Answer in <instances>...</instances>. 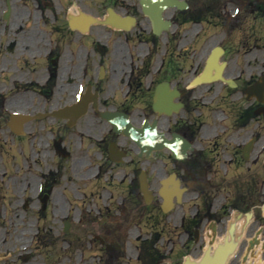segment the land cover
I'll use <instances>...</instances> for the list:
<instances>
[{
    "label": "flooded vegetation",
    "instance_id": "flooded-vegetation-1",
    "mask_svg": "<svg viewBox=\"0 0 264 264\" xmlns=\"http://www.w3.org/2000/svg\"><path fill=\"white\" fill-rule=\"evenodd\" d=\"M106 1L105 15L122 27L100 25V33L93 30L94 26L85 33L73 30L68 21L69 13L59 15L65 11L63 6H59L62 10L48 15L50 8L39 0L32 6L23 0L5 1L0 15V23L8 26L7 36L0 37V65H3L0 68L5 72H0V120H3L0 130L7 129L11 137H24L29 141L45 137L54 157L59 159L55 165H46L45 171L37 175L41 183L38 198L46 197L49 201L53 198V179L58 180L57 172L63 168L55 142H62L69 151L67 138L77 136L81 142L79 150L85 154L76 160L71 170L76 181L85 180L87 192L98 186L99 181L111 186L112 191H103L100 196L107 192L130 201L139 198L142 208L154 214L152 224L156 233L161 234L167 229L168 235L173 237L169 241L172 260L166 264H184L182 259L192 251L190 248L202 256L207 251L206 242L214 238L222 245L237 243L225 264H264V101L260 102L256 97L247 99L245 94L256 82L253 79L256 66L249 44L232 48L230 41L217 43L211 38L199 39L202 53H207L213 43L222 47L214 55L219 63L225 62V73H233L232 70L238 68L240 76L246 73L249 76L250 81L246 83L237 81L235 95L226 93L232 100L237 94L244 97L240 113L232 117L228 127L220 124L221 132L218 125L210 127L206 122L194 121L188 113L180 128L171 127V116L160 117L159 122L162 118L168 121L164 129L168 138L178 131L193 143L194 149L183 160H177L169 148L154 150V164L149 172L143 166L145 159L139 155L140 149L135 142L115 132L101 112L127 113L132 122L140 126L146 106L150 109L149 117L156 118L152 109L155 89L162 80L168 79L175 85L171 79L174 70H164L163 79L158 77L157 81H151L149 90L144 91V72L146 75L157 74L158 68L144 69L143 63L150 55L156 56L160 37L153 32L140 0ZM7 8L6 20L4 12ZM108 8L113 11L109 13ZM62 18L66 21L59 22ZM167 40L175 38L167 36ZM241 53L248 59L243 69H239L238 64ZM6 54L10 63L5 61ZM259 71L264 73V65ZM181 93L185 108H189L192 96L183 89ZM81 97L87 111L72 127L67 126V119L52 116L29 121L20 119L18 127L23 135L15 134L9 127L8 122L14 114L35 116L52 112L77 103ZM232 108L235 110V105ZM71 129L74 130L69 131ZM251 141L252 147L245 156V146ZM144 171L154 195L150 205L144 204L141 192ZM172 176L186 191L180 203L174 196L173 209L165 213L162 208L164 198L160 194L162 181ZM174 183L169 185L170 188H174ZM192 189L197 199L189 197L185 203V196ZM77 192L82 193L83 198L89 197L88 193ZM101 233L108 236L112 230L106 228ZM176 237L182 241L181 245H175ZM186 238H193L196 245L190 241L186 243ZM198 244L201 247L196 248ZM12 255L9 264H28L27 256L21 252ZM157 264L163 263L158 260Z\"/></svg>",
    "mask_w": 264,
    "mask_h": 264
},
{
    "label": "rangeland",
    "instance_id": "rangeland-1",
    "mask_svg": "<svg viewBox=\"0 0 264 264\" xmlns=\"http://www.w3.org/2000/svg\"><path fill=\"white\" fill-rule=\"evenodd\" d=\"M23 1L32 6L34 5V1L37 2L38 0ZM39 1L41 4L50 8L51 11H48L50 12L48 15H51V13H54L56 10H62L59 6H63L65 11H61L59 15H66L70 9H76V7H78L79 9L103 18L106 14V6L108 5L106 0ZM187 1L189 3V8L187 10H171L166 12V15H173L176 24H178V26L174 27L173 34L175 37H179V40H177L174 46L172 43H166V39H163L160 41L161 48L158 53L160 58L163 57V54H166L165 63L167 66L174 65L177 67L171 79L182 88H184L194 76L199 74L207 58V54L205 55L199 52L200 49L197 52L192 50V48L198 46H195L196 41L192 42L191 40H194V38H197L204 32V30H202V33H196L199 28L198 25H203L202 22L190 21L183 23L182 17L186 15L185 12L192 8H209L212 10L216 2V0ZM218 1L223 2V17L228 16L229 18L225 23L227 25L224 28L223 26L215 28V24L219 23V18L211 13L206 18L208 22L206 28L213 29L207 30V33L203 34L212 40L218 41L225 39L228 41L230 37L232 39L234 38L230 45V47H232V45L234 46L232 48L242 47V45H246L244 42L248 40L250 42L249 44H251L250 49L253 51L254 64L256 66L253 79L257 78L261 73L259 71L261 64H264V52L262 50V45L264 44V18L259 16L260 12L255 10L257 8L254 7L264 6V0H256L255 3L250 0ZM74 3L76 5L75 7L73 5ZM249 4L251 8L254 9L252 11L253 13H251L250 16V13L247 11L246 14L248 13V15L243 23L240 26L237 25L239 27L232 30L233 28H231L230 23L231 25L235 23L236 17L242 15L243 9ZM4 7L5 0H0V15L4 11ZM67 8H69L68 11ZM223 20L224 18H222L221 21ZM62 21L66 20L62 18L59 22ZM31 22L33 23V21ZM237 26L235 24V27ZM27 29L29 31L34 30L33 28ZM93 30L96 31V33H100L102 27L100 25H95ZM3 32L6 33L3 34ZM7 32L8 26L0 23V37L7 36ZM239 37H241V39ZM145 50L144 47V53ZM169 50L171 51L168 54ZM6 55L8 58L5 61L10 63L9 55ZM247 62L248 59H244L241 53L238 59L239 69H243L244 63L246 64ZM154 63L153 65H156L158 62L155 61ZM2 66L3 65H0V67ZM237 69L238 68L232 70L234 71L233 73L227 72L226 75L232 78L237 77L245 83L250 81L247 73L240 76ZM3 70L4 69L0 68L1 73H5ZM221 88L224 90L227 89V86L221 82H213L209 85L199 86L194 91L188 93V95L192 96V100L201 103V105L206 104V106L209 107L216 106L219 101L220 104H218L216 108H219L224 113L228 111V108L225 104H222L223 102L227 101L231 108L232 105H234L233 103H235V111L239 112L240 103L243 102L244 99H240V94H237L233 100L227 97L226 94L224 99L223 95L220 94ZM227 90L234 95L237 93L236 89ZM219 109L212 110L210 114L209 112H205L202 107L198 108L200 112L204 111L203 117L205 121L211 122L213 118L214 123L212 124L214 125L209 124V126L214 127L218 125V129L221 132L220 124L224 121L222 120L224 114L221 113ZM144 112L147 114V107H144ZM230 112H232L231 109ZM186 113L188 112L185 108V110H182L176 116H172V118H170L171 127L174 128L175 126H179L180 128L181 123L186 118ZM190 116L195 121V118H200L199 116L201 115L197 110L195 112L192 110ZM229 118L230 122H232V117ZM2 121L0 120V122ZM167 124V119L162 118L160 122L161 128L166 129ZM73 130L74 129H71L69 131ZM0 135V264H9L13 259L12 254H18L19 252L27 256L26 260L28 264H135L138 262L140 257H136L142 254L141 248L143 246V238H146L145 236L148 233L150 236L156 232L155 228H151V223H153L155 217L152 214L149 215V210L142 208L140 200L137 197L134 198V202L130 201V199L125 200L123 198V202H125L126 205L121 209H124L123 211L125 213H121L120 210H117L119 209V203L117 202L121 199H118L114 194V196H111L107 192H105V195L103 194L100 196L103 191H112L111 186L105 185L99 181L97 184L98 186L87 192L88 186L84 185L85 180L76 181V177H74L71 170L76 160L81 159L85 154V151L79 150L81 148V142L77 136L67 138L66 144L70 146L72 155L67 158H62L63 168H61L56 175V179L58 178V180L55 181L53 179V198L50 199V202L43 212V210L40 209L42 205L37 195L40 190V180L37 178V175L40 174L42 170L45 171L44 168L46 165H55L59 159L54 157L51 146L45 142V137L33 139L31 141V152L29 153L26 138L13 136L10 141L6 143L3 138H5V136L8 137L10 132L5 129ZM48 140H50V137H48ZM153 164V162H145L143 166L150 172ZM162 167L163 166H161V169ZM77 191H80V193L83 191L87 192L90 199L88 198L84 202L85 199L83 200L82 193L79 194ZM189 197H193L191 200L197 199L194 189L185 196V203L188 202ZM107 209H110L113 215L107 214L109 211H107ZM178 210L181 211V209ZM103 216H107L105 221L101 219ZM65 220L71 222V226L69 232L62 233L61 231L64 229ZM143 225L145 227H143ZM106 228L112 230L111 235L106 236L101 233L102 230ZM163 234V236L154 235L153 239L155 238L154 241L159 247V260L162 261L163 264H166V262L172 260L171 253L173 250L169 249V244L164 242L165 239L163 238L170 234V232L165 229ZM97 235L99 238L96 237ZM100 238L105 240V244H101ZM149 239L152 238L149 237ZM184 240H187L186 243L190 241L193 245H196L193 238H186ZM111 242L122 244L123 250L108 252L106 245ZM162 242H164L163 245ZM145 245L149 247L148 250L152 251L151 248L154 244L151 240L146 241ZM138 246L140 247V252L135 250ZM198 247H201V244H198L196 248ZM191 250L193 251L194 249L190 248V251ZM191 253L197 257L200 252ZM165 256H167V258H165ZM142 260L141 264L150 263V260L146 257Z\"/></svg>",
    "mask_w": 264,
    "mask_h": 264
},
{
    "label": "water",
    "instance_id": "water-1",
    "mask_svg": "<svg viewBox=\"0 0 264 264\" xmlns=\"http://www.w3.org/2000/svg\"><path fill=\"white\" fill-rule=\"evenodd\" d=\"M143 4L145 7V11L150 15V17L153 20L154 23V30L157 33H160L162 28L168 27V22L164 23L162 22V11L165 8L176 6L179 9L186 8L187 4L184 1L181 0H143ZM93 21H96V19H92ZM211 77L206 76V73H203L200 77L196 78L192 84L201 82L204 80H211ZM167 84L164 83L163 85L159 86L158 88V95L156 97V102L154 105V109L159 112H166L171 113L173 110L177 111L182 107L181 102H173L172 97L173 95L178 96L179 92L176 90L168 91ZM255 93L258 95V98L261 99L264 94V78H262L261 82H259L256 86L250 88L248 91V94ZM170 98V99H169ZM82 108V107H80ZM84 108H82L81 111L77 110V114L82 112ZM76 112L75 110L72 111L69 115V118L73 120V115ZM107 117L111 120H113L110 116L107 115ZM114 127L117 131H122L123 133L129 135L132 137L135 142L139 144L141 149L147 153V156L150 155V152L155 148H162L164 146H168L173 150V153L176 158H183L185 153L180 151L182 149H186V147H190V144H188L184 139L178 138L177 140H168L164 132L157 131V125L156 121L153 122V124H149L148 120H145L143 126L141 128L134 127L129 120L124 119V122H122V125L119 123L114 122ZM121 125V126H119ZM183 153V154H182ZM144 193L146 194V187H144ZM231 244V243H227ZM219 259L215 256H211L210 249L209 252L206 254V256L199 262L195 261H189L187 260L186 264H223L224 260L221 259L220 263H215V261H218Z\"/></svg>",
    "mask_w": 264,
    "mask_h": 264
},
{
    "label": "bare ground",
    "instance_id": "bare-ground-1",
    "mask_svg": "<svg viewBox=\"0 0 264 264\" xmlns=\"http://www.w3.org/2000/svg\"><path fill=\"white\" fill-rule=\"evenodd\" d=\"M72 11H74V12H72L73 14H77V12H75V10L72 8Z\"/></svg>",
    "mask_w": 264,
    "mask_h": 264
}]
</instances>
